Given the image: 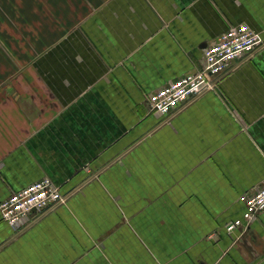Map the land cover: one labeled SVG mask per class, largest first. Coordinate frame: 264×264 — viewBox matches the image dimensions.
<instances>
[{
    "label": "crops",
    "instance_id": "obj_1",
    "mask_svg": "<svg viewBox=\"0 0 264 264\" xmlns=\"http://www.w3.org/2000/svg\"><path fill=\"white\" fill-rule=\"evenodd\" d=\"M260 38L167 115L147 95L204 67L231 25ZM49 177L63 199L0 264H264V0H0V201Z\"/></svg>",
    "mask_w": 264,
    "mask_h": 264
},
{
    "label": "built area",
    "instance_id": "obj_2",
    "mask_svg": "<svg viewBox=\"0 0 264 264\" xmlns=\"http://www.w3.org/2000/svg\"><path fill=\"white\" fill-rule=\"evenodd\" d=\"M260 43L259 35L247 23L229 26L203 48L205 65L158 87L147 95L151 111L167 115L200 92L213 88L212 77L225 72L232 61L252 52ZM63 199L57 185L42 177L12 191L0 201L1 217L15 228L22 227L34 213L43 212ZM244 211L240 218L229 221L225 229L248 225L264 210V183L241 196Z\"/></svg>",
    "mask_w": 264,
    "mask_h": 264
}]
</instances>
